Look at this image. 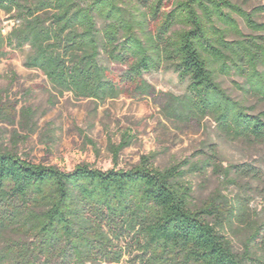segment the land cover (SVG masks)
<instances>
[{
  "label": "trees",
  "instance_id": "16d2710c",
  "mask_svg": "<svg viewBox=\"0 0 264 264\" xmlns=\"http://www.w3.org/2000/svg\"><path fill=\"white\" fill-rule=\"evenodd\" d=\"M234 0H0L15 21L0 27V58L26 52L60 94L78 99L148 96L146 72L189 80L169 95L165 114L212 118L233 139L264 142V110L235 99L221 75L264 100V13ZM241 19L251 31L243 32ZM125 65L121 82L105 64ZM30 109L22 116L31 118ZM16 117L2 108L0 119ZM130 139L115 147L117 158ZM155 154L130 169L80 164L72 171L30 161L0 142V264H264V219L242 195L195 203L190 173L212 166L226 180H262L253 164L224 167L218 152L156 167Z\"/></svg>",
  "mask_w": 264,
  "mask_h": 264
},
{
  "label": "rangeland",
  "instance_id": "374dc122",
  "mask_svg": "<svg viewBox=\"0 0 264 264\" xmlns=\"http://www.w3.org/2000/svg\"><path fill=\"white\" fill-rule=\"evenodd\" d=\"M234 1L247 10L263 4L260 0ZM257 19L264 21V13L258 14ZM238 20L243 32L251 33ZM14 24L10 15L0 11V27L5 34ZM28 50L11 51L0 58V110L10 107L16 112V117L9 121L0 119V142L7 148L35 163L55 165L66 171L80 164L102 170L130 169L143 155L151 153L155 154V166L165 168L185 159L198 161L215 149L224 167L256 165L263 171L262 180L246 178L231 183L208 166L203 172L186 176L192 184L195 203L201 205L216 193L227 197L242 195L264 219V142L227 137L210 117L198 122L165 114L169 95L183 96L189 80H182L172 70L161 69L144 74L153 86L148 96L132 94L133 87L122 84L125 92L117 99H78L71 93H58L40 70L27 68L24 60ZM105 64L113 79L121 82L127 67L111 61ZM219 80L235 99L245 101L255 112L264 110V100L239 87L243 79L221 75ZM27 109L33 112L30 119L22 116ZM129 139L130 145L115 158L113 149Z\"/></svg>",
  "mask_w": 264,
  "mask_h": 264
}]
</instances>
